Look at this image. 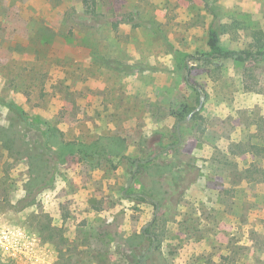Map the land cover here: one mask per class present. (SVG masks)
I'll list each match as a JSON object with an SVG mask.
<instances>
[{
	"label": "rangeland",
	"instance_id": "rangeland-1",
	"mask_svg": "<svg viewBox=\"0 0 264 264\" xmlns=\"http://www.w3.org/2000/svg\"><path fill=\"white\" fill-rule=\"evenodd\" d=\"M260 46L264 0H0V264H264V186L207 159L264 145V55L198 60Z\"/></svg>",
	"mask_w": 264,
	"mask_h": 264
},
{
	"label": "trees",
	"instance_id": "trees-1",
	"mask_svg": "<svg viewBox=\"0 0 264 264\" xmlns=\"http://www.w3.org/2000/svg\"><path fill=\"white\" fill-rule=\"evenodd\" d=\"M85 15L92 18H95L97 14H92L91 8L87 7L86 10L84 11ZM212 15L215 18H217V14L213 12L212 10ZM216 22V21H215ZM116 25V24H115ZM115 27V26H114ZM219 38L216 35V37H213L210 40V45L213 47H218V42ZM264 55V46L258 47V52L257 53H252V52H235V51H230V50H219L217 49L216 52H211V53H206V54H201L198 57L199 60V65H201L204 68H209L213 65L214 68V60H235L237 62L243 63L244 65L247 66H255L261 56ZM188 57H192L191 55ZM183 70L185 71V76H184V81L187 86L192 87L194 91L196 92L198 96V100L201 97V93L205 91L203 88L197 84L195 80H193V72L191 69H189L188 63L184 62L183 63ZM247 91L250 93H253V86L249 85L247 87ZM182 113H186L187 116L191 113V111H185L184 112V107L182 108ZM20 116L23 117L25 116L24 113H20ZM171 117H181L180 114H176L173 110H171ZM46 131L53 133V129H51L49 126H46ZM248 139L246 142H237V143H229L223 150L225 152L222 155V159L218 160L217 157H208L207 159L210 161L211 164H216L217 169L221 172L219 174V177H224L227 179L228 177L232 176L233 179H236L237 182L236 185L237 187H243L245 189L249 185H263L264 186V161H262L261 164H256L255 159L256 158H263L264 159V145H260L257 143H253L249 141ZM179 140L170 146H168L167 151H175L179 148ZM105 147H101L100 145H97L94 147V150L91 154L87 153H81V154H75V152L71 150H65L62 155H64L63 158V163L66 165H70L75 162H79L82 159H88L90 160L91 158H94L97 155H104ZM163 153V152H162ZM158 152H155L152 154V157L156 156ZM237 155L238 157H245V158H250L248 166L247 167H242L241 169L238 168L237 164H234L230 162L227 158V155ZM212 156V155H211ZM194 170L190 171V176L186 175L184 178L187 180V185H194L195 183L199 182L203 178V174H199V169L197 167H193ZM230 185H232V182H228ZM181 202V201H179ZM202 205V203H200ZM157 218L154 217L152 220V225L156 223ZM144 234V232H142ZM159 236L157 234H153L151 236V243L149 247V251H153L154 247L156 244H159ZM147 251L146 254H149L150 252Z\"/></svg>",
	"mask_w": 264,
	"mask_h": 264
},
{
	"label": "built area",
	"instance_id": "built-area-1",
	"mask_svg": "<svg viewBox=\"0 0 264 264\" xmlns=\"http://www.w3.org/2000/svg\"><path fill=\"white\" fill-rule=\"evenodd\" d=\"M2 239H4V240H6V241H8V235L7 234H5V232L3 231L2 232ZM1 237H0V243L2 244V245H5L3 242H2V240H1ZM28 237H26V239H24L23 241H21L20 242V244H19V246H15V250L16 251H18V252H22V253H28L29 252V250H31L32 249V242H30L28 239H27Z\"/></svg>",
	"mask_w": 264,
	"mask_h": 264
},
{
	"label": "water",
	"instance_id": "water-1",
	"mask_svg": "<svg viewBox=\"0 0 264 264\" xmlns=\"http://www.w3.org/2000/svg\"><path fill=\"white\" fill-rule=\"evenodd\" d=\"M200 98L202 99L203 98V95ZM200 105H201V101H200V104H199L198 108H196L195 111H197L199 109Z\"/></svg>",
	"mask_w": 264,
	"mask_h": 264
}]
</instances>
